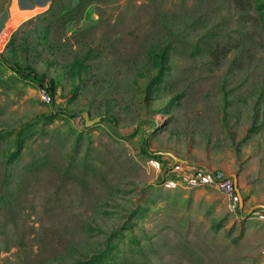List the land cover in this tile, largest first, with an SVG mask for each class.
<instances>
[{"label": "rangeland", "instance_id": "1", "mask_svg": "<svg viewBox=\"0 0 264 264\" xmlns=\"http://www.w3.org/2000/svg\"><path fill=\"white\" fill-rule=\"evenodd\" d=\"M260 204L264 0H0V264H264Z\"/></svg>", "mask_w": 264, "mask_h": 264}, {"label": "built area", "instance_id": "2", "mask_svg": "<svg viewBox=\"0 0 264 264\" xmlns=\"http://www.w3.org/2000/svg\"><path fill=\"white\" fill-rule=\"evenodd\" d=\"M41 96H42L43 100L46 101V102H48V103L51 102L52 99H53V96L51 94L50 89L47 88L46 86L45 87H41ZM189 174L196 176V171H194V173L189 172ZM196 177H199V176H196ZM199 178H201V177H199ZM216 186L218 188L222 189L228 195H234V190H235L234 187L235 186H234V183H233V181L231 179H221V180H218L216 182Z\"/></svg>", "mask_w": 264, "mask_h": 264}, {"label": "water", "instance_id": "3", "mask_svg": "<svg viewBox=\"0 0 264 264\" xmlns=\"http://www.w3.org/2000/svg\"><path fill=\"white\" fill-rule=\"evenodd\" d=\"M85 120H86V125H93V124H95L97 121H99V118L96 117V118L90 120V119H89V114H88V113H85ZM171 156L176 160V162H182V163L185 162V160L180 159L179 157L175 156L174 154H171ZM235 187H236V189H237L236 181H235ZM237 191H238V197H239V200H240V204L243 205L242 196H241V194H240V192H239L238 189H237ZM254 208H264V204L257 205V206H255ZM254 208H253V209H254Z\"/></svg>", "mask_w": 264, "mask_h": 264}, {"label": "trees", "instance_id": "4", "mask_svg": "<svg viewBox=\"0 0 264 264\" xmlns=\"http://www.w3.org/2000/svg\"><path fill=\"white\" fill-rule=\"evenodd\" d=\"M17 71L20 73V74H23L22 73V71L20 70V69H17ZM27 77H29V75H27ZM37 81H38V83L40 84V87H47V88H49V86L42 80V79H40V78H37L36 79ZM50 89V88H49ZM50 91H51V94H52V90L50 89Z\"/></svg>", "mask_w": 264, "mask_h": 264}, {"label": "crops", "instance_id": "5", "mask_svg": "<svg viewBox=\"0 0 264 264\" xmlns=\"http://www.w3.org/2000/svg\"><path fill=\"white\" fill-rule=\"evenodd\" d=\"M12 3H13V1L11 2V5H13ZM11 5L9 6L10 8H11Z\"/></svg>", "mask_w": 264, "mask_h": 264}]
</instances>
